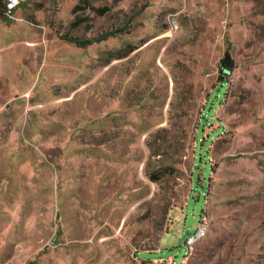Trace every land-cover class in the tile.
Segmentation results:
<instances>
[{
  "label": "rangeland",
  "instance_id": "rangeland-1",
  "mask_svg": "<svg viewBox=\"0 0 264 264\" xmlns=\"http://www.w3.org/2000/svg\"><path fill=\"white\" fill-rule=\"evenodd\" d=\"M0 264H264V0L0 13Z\"/></svg>",
  "mask_w": 264,
  "mask_h": 264
},
{
  "label": "trees",
  "instance_id": "trees-1",
  "mask_svg": "<svg viewBox=\"0 0 264 264\" xmlns=\"http://www.w3.org/2000/svg\"><path fill=\"white\" fill-rule=\"evenodd\" d=\"M0 13L7 14V5H6L5 0H0ZM70 40L72 42H74L75 44H82V43H79L78 41H76L75 39H70ZM87 43H89V42H87ZM87 43H83L84 45H82V46L87 45ZM221 68L226 73H230L234 69L233 59H232L229 51L226 52L224 58L221 60ZM225 86H226V81H222L219 84L215 93H213L209 97V100L207 101V105H206V113L201 118L202 124L199 125L198 131H197L199 137L197 138V148L195 150L198 168H200V164L202 163V156L204 154H206L205 147L203 145V127H202V125H204L210 119V116L213 112L214 107L216 106L217 102L220 101L221 98L223 97V95L225 94V88H224ZM194 174H197L196 170L194 171Z\"/></svg>",
  "mask_w": 264,
  "mask_h": 264
},
{
  "label": "built area",
  "instance_id": "built-area-1",
  "mask_svg": "<svg viewBox=\"0 0 264 264\" xmlns=\"http://www.w3.org/2000/svg\"><path fill=\"white\" fill-rule=\"evenodd\" d=\"M7 5V14H11L14 9L19 7L22 3L27 0H5ZM210 227L209 216L203 212L200 216V220L195 232L188 234L185 241V246L188 249L187 256L194 253V250L199 241L206 235Z\"/></svg>",
  "mask_w": 264,
  "mask_h": 264
}]
</instances>
